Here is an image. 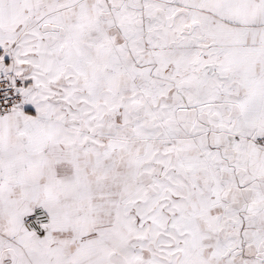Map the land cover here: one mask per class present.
Segmentation results:
<instances>
[{
	"label": "snow or ice",
	"instance_id": "1",
	"mask_svg": "<svg viewBox=\"0 0 264 264\" xmlns=\"http://www.w3.org/2000/svg\"><path fill=\"white\" fill-rule=\"evenodd\" d=\"M0 264H264V0H0Z\"/></svg>",
	"mask_w": 264,
	"mask_h": 264
}]
</instances>
